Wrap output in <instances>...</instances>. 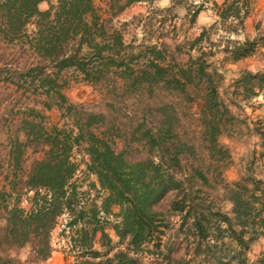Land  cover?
<instances>
[{
    "label": "trees",
    "instance_id": "16d2710c",
    "mask_svg": "<svg viewBox=\"0 0 264 264\" xmlns=\"http://www.w3.org/2000/svg\"><path fill=\"white\" fill-rule=\"evenodd\" d=\"M47 1L0 0V264H53L51 231L63 212L61 231L78 251L71 264H142L143 255L149 264H264V249H253L264 240L255 166L264 164V124L240 115L264 98V67L238 68L227 100L217 83L224 58L264 46V27L245 33L252 0H212L214 22L243 38L211 39L213 22L194 37L154 42H126L111 23L154 0H107L106 15L95 0ZM203 5L185 7L189 25ZM74 83L99 98H75ZM243 120L259 149L244 175L227 180L218 135L242 133ZM74 149L94 176L86 190L72 179Z\"/></svg>",
    "mask_w": 264,
    "mask_h": 264
},
{
    "label": "rangeland",
    "instance_id": "374dc122",
    "mask_svg": "<svg viewBox=\"0 0 264 264\" xmlns=\"http://www.w3.org/2000/svg\"><path fill=\"white\" fill-rule=\"evenodd\" d=\"M56 1V0H51ZM176 5L172 7V10H161L165 6L169 5L171 0H154L150 2H135L126 7L118 15L112 17L111 23L121 27L123 37L126 42L134 41L139 42L145 40L146 42H154L167 37L169 39L190 38L197 35L203 26L209 27L218 18V11L220 10L216 5H213L212 0H203L204 5L197 15L196 21L192 24H188V17L185 16V7L193 2H200L201 0H174ZM221 3L222 0H216ZM95 3L101 7L102 13L107 14L106 8L108 6L107 0H95ZM48 4V1L42 2L41 6L44 7ZM235 23L236 19H233ZM127 21L124 26L120 23ZM245 33L253 35L256 31L257 25L260 28L264 27V0H252L250 4L248 17L245 19ZM32 26V25H31ZM211 39L218 41L221 39V35H229L232 38H243L242 34H234L225 30L222 22H214L212 28ZM160 37V38H159ZM208 40L203 41V45L206 47ZM223 77L217 80L219 90L222 97L225 100L228 99L227 90L228 85L232 83L234 73L238 71V68L250 66L255 68L264 67V46H259L252 54L233 60L231 58H224L222 62ZM69 93L75 98H78L86 103H90L99 98V93L96 90L91 89L90 86L82 83H74L70 86ZM198 100L191 103V111H195L198 107ZM181 105V103H180ZM233 113L237 117L240 110L237 105H230ZM244 112L240 115H246L248 123L259 119L264 124V98L261 94L251 98L249 102L244 104ZM245 113V114H244ZM49 115L51 120L57 119V113L55 110H50ZM185 127H189L192 117H181ZM238 123V122H237ZM252 125V123H250ZM242 133L238 131V128L229 133H221L218 135L220 142L225 144L229 150V156L226 158L224 165V176L227 180H233L239 178L246 173L247 160L250 158L252 150H258L259 144H257L256 136L252 134L247 128L245 121H241ZM39 155H41L39 153ZM72 156L75 160L79 161L80 167L76 170V175L73 176V180L80 183V188L86 190L88 188V181L94 176H86L84 163L81 159V153L76 149L73 150ZM257 173L264 174V164L257 163ZM32 191L29 192V194ZM214 194V192H212ZM91 196V193L89 194ZM26 195L22 197L21 205L27 207L28 201H24ZM219 200V198H217ZM221 202V201H220ZM224 208H229V203L225 202ZM65 216V214H64ZM64 216L59 215L56 226L51 231V243L53 246V264H71L77 254V249H73L68 239L61 231L62 224L65 222ZM67 216V215H66ZM112 235L110 227L106 228ZM95 246L100 247L98 239L95 240ZM254 251L264 249V240L258 241L254 246ZM142 264H149L151 257L143 255Z\"/></svg>",
    "mask_w": 264,
    "mask_h": 264
},
{
    "label": "built area",
    "instance_id": "2783aa9c",
    "mask_svg": "<svg viewBox=\"0 0 264 264\" xmlns=\"http://www.w3.org/2000/svg\"><path fill=\"white\" fill-rule=\"evenodd\" d=\"M74 175H76V173L74 174ZM24 201H26V199H24ZM64 214H65V216H64ZM67 213L66 212H63L62 213V216H64L63 218H64V220L66 221V219H67ZM62 225H64V223L62 224Z\"/></svg>",
    "mask_w": 264,
    "mask_h": 264
},
{
    "label": "crops",
    "instance_id": "0c3cea01",
    "mask_svg": "<svg viewBox=\"0 0 264 264\" xmlns=\"http://www.w3.org/2000/svg\"><path fill=\"white\" fill-rule=\"evenodd\" d=\"M248 17V16H247ZM263 47V46H262ZM52 257H53V255H52ZM61 264V263H60Z\"/></svg>",
    "mask_w": 264,
    "mask_h": 264
}]
</instances>
